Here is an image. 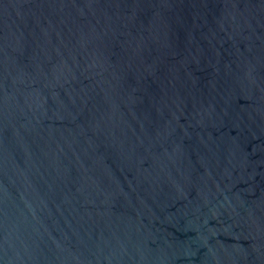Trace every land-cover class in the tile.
<instances>
[{
    "label": "water",
    "instance_id": "1",
    "mask_svg": "<svg viewBox=\"0 0 264 264\" xmlns=\"http://www.w3.org/2000/svg\"><path fill=\"white\" fill-rule=\"evenodd\" d=\"M0 264H264V0H0Z\"/></svg>",
    "mask_w": 264,
    "mask_h": 264
}]
</instances>
